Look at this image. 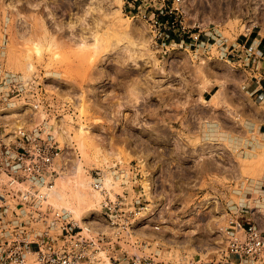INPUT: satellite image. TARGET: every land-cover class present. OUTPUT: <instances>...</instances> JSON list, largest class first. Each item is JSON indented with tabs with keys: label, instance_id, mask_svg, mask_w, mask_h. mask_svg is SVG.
Instances as JSON below:
<instances>
[{
	"label": "rangeland",
	"instance_id": "obj_1",
	"mask_svg": "<svg viewBox=\"0 0 264 264\" xmlns=\"http://www.w3.org/2000/svg\"><path fill=\"white\" fill-rule=\"evenodd\" d=\"M183 1L188 23L214 32L210 44L261 41L264 50V0ZM149 2L0 0L1 62L35 89L26 94L28 105L13 106L7 118L10 127L17 121L27 128L42 121L54 125L61 157L71 160L72 170L57 181L53 201L94 234L105 233L94 264H110L114 257L212 264L225 245L228 211L252 202L248 217L261 215L247 196L252 190L257 198L264 180V148L250 150L256 143L248 126L250 117L260 124L261 113L245 105L250 73L218 58L215 47L211 54L155 44L143 18ZM92 34L99 47L81 46L84 37L92 42ZM142 39L145 49L132 46ZM211 99L216 103L208 108ZM207 120L233 130L240 141L204 144ZM140 162L146 170L141 182L114 183L112 170L131 177ZM99 174L114 196L127 191L131 208L132 186H142L146 203L164 216L149 215L127 231L112 229L101 213L103 197L92 189Z\"/></svg>",
	"mask_w": 264,
	"mask_h": 264
},
{
	"label": "built area",
	"instance_id": "obj_2",
	"mask_svg": "<svg viewBox=\"0 0 264 264\" xmlns=\"http://www.w3.org/2000/svg\"><path fill=\"white\" fill-rule=\"evenodd\" d=\"M165 2L159 4L150 0L143 15L155 44L185 46L189 50L201 47L211 54L215 47L218 58L250 73L246 86L260 87L256 91L264 92L261 41L257 44L236 41L228 45L226 40L217 39L215 44H210V40L215 39L214 32H205L197 24L188 23L183 0H172L171 5ZM205 36L207 43H204ZM29 89L35 90L22 75L7 71L0 59V264H94L100 259L105 233L94 234L70 209L59 207L53 201L57 181L72 170L71 160L61 157L62 147L54 125L44 121L31 128L21 125L20 121L12 127L9 125L10 108L28 105ZM39 107L33 104V108ZM145 171L140 162L131 169V177L121 168L112 170V177L114 183L121 181L120 186H128L134 181L141 182ZM104 181V174H99L93 179L92 189L103 197L101 213L112 229L127 231L136 221L140 223L149 215L164 216L163 210L158 211L152 203H146L142 186H132L131 208L125 203L127 191L114 196ZM152 183L149 180V190L154 186ZM256 193L257 198L252 190L247 196L257 202L260 209L256 210L264 216L261 210L264 208V180ZM250 205L228 211L225 245L212 264H264V230L255 223L257 215L248 217L254 212L252 202ZM114 235L117 237V233ZM109 260L110 264H161L142 257Z\"/></svg>",
	"mask_w": 264,
	"mask_h": 264
},
{
	"label": "crops",
	"instance_id": "obj_3",
	"mask_svg": "<svg viewBox=\"0 0 264 264\" xmlns=\"http://www.w3.org/2000/svg\"><path fill=\"white\" fill-rule=\"evenodd\" d=\"M226 84H228V79H225L223 87ZM259 88L260 87H256V86H253L250 88L246 85L243 86V90H244L245 94L247 95L246 96L247 98H245V100H246L245 105L250 106L252 103L257 107V109L260 110V113H261V116H260L261 118H258V122L260 124H258L257 122H254L253 117L252 118L250 117L249 122H248V126L250 127V130H251V134L254 136V141L256 143V145H252L250 147V150H252V151H254L256 149V146H258V148H264V92L263 91H256V90H259ZM223 91L224 90L220 89L215 93V94H219V98L216 102L219 103L220 99L223 96ZM213 96H212V99H213ZM212 99L206 107L210 108V107H213L215 105L216 102L213 103ZM236 121L239 122L240 117L236 116L235 122ZM204 123H207L208 124L207 127L210 128L208 135L206 134L204 137V144H211V145L219 144V141L222 139L223 140H229L230 139V140H232V142H235L236 140L240 141L239 139L234 137L235 132L233 130H231V131L223 130V128L214 125L215 122H213L212 120L204 121ZM210 138H211L212 142L208 141V140H210ZM213 142H217V143H213ZM212 156H214V155L212 154ZM251 157H254L253 154L251 155ZM261 181H263V180H261ZM255 223L261 229L264 230V216H263V214L260 215L259 217L256 216Z\"/></svg>",
	"mask_w": 264,
	"mask_h": 264
},
{
	"label": "bare ground",
	"instance_id": "obj_4",
	"mask_svg": "<svg viewBox=\"0 0 264 264\" xmlns=\"http://www.w3.org/2000/svg\"><path fill=\"white\" fill-rule=\"evenodd\" d=\"M38 5V4H37ZM36 6V5H35ZM100 10H102L101 9V6H100ZM187 13V12H186ZM85 20V19H84ZM84 20H78L80 23L81 22H83L82 24H84V22H86V21H84ZM99 22H101V21H99ZM95 24V23H94ZM98 27H99V24H98ZM204 27H207V26H204ZM87 28V27H86ZM92 28V27H91ZM91 28H88L89 30L91 29ZM95 28V27H94ZM47 31V30H46ZM45 32V31H44ZM53 35V34H52ZM48 36V35H47ZM144 36V35H143ZM83 37V36H82ZM91 37L93 38V40H92V42L91 43H89V40L87 39V37L85 38L84 37V39L82 40V42H81V46H88L89 44H91V46H93V47H95V48H98L99 47V42L101 41L100 39H99V37H97L96 35H94V34H92L91 35ZM91 38V39H92ZM144 38V37H143ZM145 39H146V37H145ZM145 39H142L141 40V42L140 43H137V44H135V43H132V46L133 47H136V48H138V49H140V47L141 48H143V49H145L146 48V46H147V40H145ZM49 45V44H48ZM104 46V45H103ZM132 53H131V56H134L135 55V50H130ZM96 53V52H95ZM98 54V53H97ZM95 55V54H94ZM97 57V56H96ZM106 97V96H105ZM9 119V118H8ZM17 124H18V122H17ZM16 125V124H15ZM85 129V128H84ZM62 130V129H61ZM88 130V129H87ZM88 133H89V131H88ZM64 157H62V159H63ZM126 176H127V174H125ZM121 182V181H120ZM59 193V192H58ZM64 198V197H63ZM78 198V197H77ZM57 199V198H56ZM79 200V199H78ZM163 222H165V221H163ZM88 228H89V224H87L86 225ZM147 227H149V226H147ZM90 229V228H89Z\"/></svg>",
	"mask_w": 264,
	"mask_h": 264
}]
</instances>
